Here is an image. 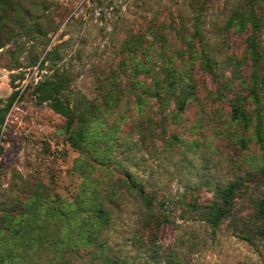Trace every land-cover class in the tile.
I'll return each mask as SVG.
<instances>
[{"label": "rangeland", "instance_id": "1", "mask_svg": "<svg viewBox=\"0 0 264 264\" xmlns=\"http://www.w3.org/2000/svg\"><path fill=\"white\" fill-rule=\"evenodd\" d=\"M234 1L208 5L204 40L218 71L209 74L195 64L196 99L172 122L168 108L160 109L146 92L140 100L139 88L125 89L126 77L120 83L118 66L127 56L118 51L127 31H143L154 16L165 24L172 18L178 28L180 17L192 13L190 0H0V100L11 102L0 125V235L6 234V214L28 213L18 223L44 213L52 220L58 206L60 234L66 235L71 223L89 220L90 212L74 219L75 198H87L95 187L107 197L109 222L96 234L104 252L99 259L91 246L67 248L63 264H106L105 257L127 264H264V243L241 238L264 193V146L252 128L229 117V102L245 94L250 74L244 36L221 30ZM260 47L264 56V30ZM54 69L67 73L64 93L87 117L79 121L86 136L78 150L66 141L65 119L33 92ZM115 81L117 97L108 93ZM233 180L242 188L218 228L187 206L208 204L215 189ZM139 187L153 197L152 209L137 197ZM18 227L23 232L26 222ZM48 228L46 236H54L52 223ZM33 251L23 244L15 253L33 257Z\"/></svg>", "mask_w": 264, "mask_h": 264}, {"label": "trees", "instance_id": "2", "mask_svg": "<svg viewBox=\"0 0 264 264\" xmlns=\"http://www.w3.org/2000/svg\"><path fill=\"white\" fill-rule=\"evenodd\" d=\"M262 2V0H235L221 28L226 33L232 32L244 36L243 54L249 62L250 69L245 94H236L229 102V117L233 123L242 125L243 128H252L254 139L260 146H264V56L260 47L264 30ZM210 4L211 0H190L192 13L188 17H180L178 28L172 18L165 24L154 16L143 31H127L120 43L118 53L127 56L118 66L117 77L120 83L122 77H126L128 81L127 83L125 81L124 88L129 87L128 91L139 88L137 97L140 100H142L141 94L146 92L160 109L168 108L167 117L172 122L186 109L190 101L196 99L197 84L193 72L195 64L201 65V68L209 74L216 75L218 71L216 58L211 55L209 44L204 40L203 28L208 19L206 9ZM4 31L5 29L0 25V34ZM35 31L43 38L47 36V32L39 25H36ZM30 32L26 30L25 34L30 35ZM11 36V32L7 33V38H12ZM177 43L183 44L185 48L182 50L176 47ZM3 45L0 38V47ZM49 55L50 52L46 54L39 67H43ZM138 57L143 59L137 60ZM231 59L227 57L228 62H231ZM126 62H129L128 69L124 65ZM145 78L150 80L148 86L145 85ZM68 79L65 71L54 69L49 77L36 85L33 92L39 103H45L54 113L65 119L63 128L66 141L71 148L78 150L86 136L85 126L79 121L87 117H82L83 110L78 104H70L69 98L64 93ZM119 92L120 87H117L115 81L108 93L117 97ZM10 105L11 102L3 106L0 100V125ZM106 105L110 106L109 100L106 101ZM241 142L244 143V140ZM261 150L264 158L263 149ZM261 173L264 175V159ZM125 177L130 185L135 187L131 175L126 173ZM241 188L242 185L238 180L229 181L214 190L208 204L198 206L195 203H187V206L196 212L200 211L201 219L212 228H218L232 213L235 196ZM134 189L146 209H152L153 197L144 193L142 187ZM104 198L95 187L85 199L80 195L76 196L74 219L78 220L79 214L86 212H90V217L89 220L82 217L78 222L71 223L66 235L60 234L61 228L58 226V218L62 215L61 206L57 207L56 215L54 214L52 220H49L51 218L48 213L28 216L24 221L26 222L24 233L18 227L19 223H24L23 220L19 223L17 220L28 213L6 214L4 220L10 222L8 221L5 226L6 234L0 235V264H39L35 261L34 255L41 261L45 259V264H63L65 249L78 250L83 246H91L96 251L93 256L101 259V252H104V249L96 234L101 228L107 227L109 222ZM50 223L55 227L56 233L47 237ZM241 232V238L251 245L254 244V238L264 243V193L255 204L250 222L246 223ZM23 244L34 250L33 257L15 253ZM104 260L106 264H127L117 257L111 259L105 257Z\"/></svg>", "mask_w": 264, "mask_h": 264}]
</instances>
